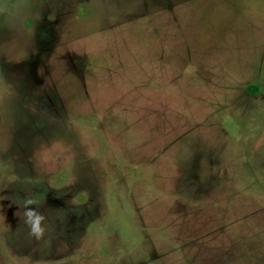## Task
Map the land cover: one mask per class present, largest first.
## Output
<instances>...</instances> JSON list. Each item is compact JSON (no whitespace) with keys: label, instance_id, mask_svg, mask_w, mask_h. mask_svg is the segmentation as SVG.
Segmentation results:
<instances>
[{"label":"rangeland","instance_id":"1","mask_svg":"<svg viewBox=\"0 0 264 264\" xmlns=\"http://www.w3.org/2000/svg\"><path fill=\"white\" fill-rule=\"evenodd\" d=\"M0 264H264V0H0Z\"/></svg>","mask_w":264,"mask_h":264}]
</instances>
